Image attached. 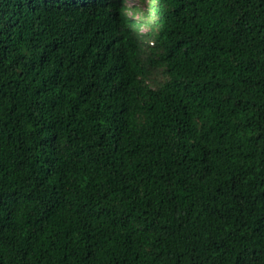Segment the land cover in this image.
Returning <instances> with one entry per match:
<instances>
[{
    "label": "trees",
    "instance_id": "obj_1",
    "mask_svg": "<svg viewBox=\"0 0 264 264\" xmlns=\"http://www.w3.org/2000/svg\"><path fill=\"white\" fill-rule=\"evenodd\" d=\"M0 0V264H264V0Z\"/></svg>",
    "mask_w": 264,
    "mask_h": 264
},
{
    "label": "rangeland",
    "instance_id": "obj_2",
    "mask_svg": "<svg viewBox=\"0 0 264 264\" xmlns=\"http://www.w3.org/2000/svg\"><path fill=\"white\" fill-rule=\"evenodd\" d=\"M129 15L135 20L144 22L143 33L148 30L149 24L152 22V15L149 12V1L148 0H128Z\"/></svg>",
    "mask_w": 264,
    "mask_h": 264
}]
</instances>
